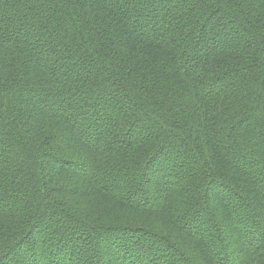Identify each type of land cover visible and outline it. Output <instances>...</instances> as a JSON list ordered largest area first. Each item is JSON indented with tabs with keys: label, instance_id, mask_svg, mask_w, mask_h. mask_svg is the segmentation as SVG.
<instances>
[{
	"label": "trees",
	"instance_id": "obj_1",
	"mask_svg": "<svg viewBox=\"0 0 264 264\" xmlns=\"http://www.w3.org/2000/svg\"><path fill=\"white\" fill-rule=\"evenodd\" d=\"M0 264H264V0H0Z\"/></svg>",
	"mask_w": 264,
	"mask_h": 264
}]
</instances>
